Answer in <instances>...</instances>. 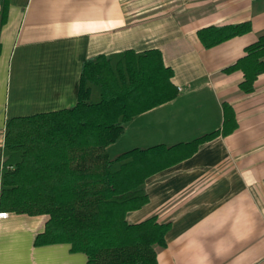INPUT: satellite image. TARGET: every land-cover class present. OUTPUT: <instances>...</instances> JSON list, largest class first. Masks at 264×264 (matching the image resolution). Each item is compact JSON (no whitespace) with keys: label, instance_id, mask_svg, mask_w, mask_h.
<instances>
[{"label":"crops","instance_id":"0c3cea01","mask_svg":"<svg viewBox=\"0 0 264 264\" xmlns=\"http://www.w3.org/2000/svg\"><path fill=\"white\" fill-rule=\"evenodd\" d=\"M247 22L251 32L210 49L198 38ZM262 35L264 0H0V177L8 120L75 106L89 59L158 50L178 96L125 124L109 158L221 130L225 103L237 129L147 179L148 203L127 222L170 225L157 264H264V74L244 94L243 74L224 73ZM48 219H0V264H87L69 244L35 246Z\"/></svg>","mask_w":264,"mask_h":264},{"label":"trees","instance_id":"16d2710c","mask_svg":"<svg viewBox=\"0 0 264 264\" xmlns=\"http://www.w3.org/2000/svg\"><path fill=\"white\" fill-rule=\"evenodd\" d=\"M6 6L3 9L5 15ZM251 32L249 22L198 31L207 49ZM240 71L239 90L254 91L264 74V35L245 56L224 70ZM158 50L126 51L83 63L75 106L6 122L0 177V211L47 216L35 246L69 244L87 264H157L169 224L152 217L132 225L130 212L148 203L147 179L192 157L198 149L237 129L232 108L223 104L221 130L172 147L133 149L110 159L107 148L135 117L175 100Z\"/></svg>","mask_w":264,"mask_h":264},{"label":"rangeland","instance_id":"374dc122","mask_svg":"<svg viewBox=\"0 0 264 264\" xmlns=\"http://www.w3.org/2000/svg\"><path fill=\"white\" fill-rule=\"evenodd\" d=\"M119 147V146H118ZM114 148V149H112L110 152H109V155H110V159H114V158H116L117 156H118V154H120L119 152H124V151H122V150H124V148L123 147H119V148ZM127 150V149H126Z\"/></svg>","mask_w":264,"mask_h":264},{"label":"built area","instance_id":"2783aa9c","mask_svg":"<svg viewBox=\"0 0 264 264\" xmlns=\"http://www.w3.org/2000/svg\"><path fill=\"white\" fill-rule=\"evenodd\" d=\"M8 213L2 212L0 213V219H7Z\"/></svg>","mask_w":264,"mask_h":264}]
</instances>
